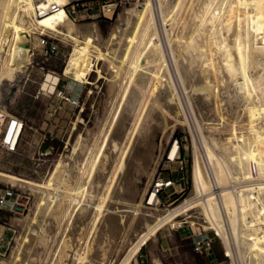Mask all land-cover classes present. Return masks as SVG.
I'll list each match as a JSON object with an SVG mask.
<instances>
[{
	"label": "rangeland",
	"instance_id": "rangeland-1",
	"mask_svg": "<svg viewBox=\"0 0 264 264\" xmlns=\"http://www.w3.org/2000/svg\"><path fill=\"white\" fill-rule=\"evenodd\" d=\"M85 1L95 9L79 13L77 16L68 15L69 19L74 26L85 27L95 33L101 46L115 24L124 27L126 10L144 2V0ZM150 1L158 39L165 46L167 35L173 37L177 34L179 24L171 25L169 22L164 28L162 15L157 6L158 0ZM31 40L32 51L29 62L21 70L14 71L11 77H0V138L10 118H16L22 123L13 149L8 150L0 143V171L40 183L55 172L53 178L58 188L51 190L55 196L57 195L53 205L55 212L53 210L54 213L51 211V214H48L47 211L43 220L40 215V221L38 220L40 223L35 224L36 227L38 226V233L33 234L31 240L34 245L31 243V247L27 250L30 256L26 257L27 261L25 260L23 264H119L130 243L136 240L138 232L144 228V223L140 222L142 216L152 219L155 214L172 208L192 196L193 166L197 152L204 161V149L201 143L203 136L207 137V141L217 153L220 152L211 139L212 136V138L217 137L218 140L226 133L225 128L219 120L217 121V117L215 118L216 115L218 116L216 104L213 103L214 99H211L206 100L202 105L200 94L190 91L194 107L193 111L190 110V105L186 101L187 95L175 80L176 99L181 101L176 113V108L169 107L174 104L164 98L169 99V96H165V92L169 94L168 88L158 87L150 91L148 82L141 89L133 83L132 87L135 89L133 86L135 85L136 91L138 89L141 92L137 91L140 93V96L138 95L140 103L134 106L136 109L130 107L131 105H125L118 119L119 122L117 121L118 125L121 122L123 135L121 138L114 137V140L120 143L115 150L108 149V158L104 163L106 168H98L87 190L75 196L81 201V210L80 208L73 210L70 197L73 188L84 181L83 163L90 160L89 157H92L101 143L127 76L123 70L115 75L116 72L111 70L107 59L94 60L93 62L96 63L92 67L93 70L86 76L89 83H79L73 80L71 74L64 72L73 49L72 41L60 35L38 33L33 34ZM50 45L55 46L52 51L49 49ZM260 59L263 61L262 57ZM97 65L103 77H99V73L95 71ZM170 65L169 63L168 73L173 79L174 72ZM259 67L261 65L252 71L256 72ZM170 68L172 71H169ZM48 73L57 76L52 89L49 87L52 83L46 77ZM112 80L116 81V89L112 86ZM189 80H193L192 77L186 79L187 83ZM208 101L212 105L210 103L208 105ZM224 106L227 107L225 114L228 117L237 107L226 104ZM135 121L138 122L137 124L140 123L141 127L134 133L123 168L117 172L118 176L115 175L117 178L114 177L116 181L113 182L114 185L112 183L113 189H110L108 204H105L104 210L98 215L95 205L106 193L103 182L110 180L109 177L114 174V165L119 159L121 149L129 140L132 132L130 130H133ZM145 122L149 124L145 125ZM150 124H152L151 128H148ZM146 129L150 131H144ZM175 142L178 145L177 153L174 157H170L169 152ZM58 162L60 167L56 166ZM159 180L164 183L171 181V183L162 186L157 193V201L149 202V195L154 191L155 183ZM6 185L16 188L21 196L14 211L7 209L0 211V264L9 263L11 253L14 251L13 247L18 241L17 237L21 235L22 229L28 228L30 217L36 210L40 195H43L42 191L45 190L40 185L0 175V188ZM139 199L145 207L134 208L133 203ZM189 206L192 207L174 217L168 225L194 224L195 228L190 227L193 234L213 238L212 243L219 244L223 249L218 235L204 222L201 205L192 202ZM71 210L75 211L71 213L72 215ZM156 240L157 238L152 241ZM191 250H195L194 245L188 244L184 250V257L199 264V260L191 254ZM76 253L82 258H78ZM223 256L228 264H232L230 258L226 257L227 254L224 255V251ZM134 264H139L138 255Z\"/></svg>",
	"mask_w": 264,
	"mask_h": 264
},
{
	"label": "bare ground",
	"instance_id": "bare-ground-1",
	"mask_svg": "<svg viewBox=\"0 0 264 264\" xmlns=\"http://www.w3.org/2000/svg\"><path fill=\"white\" fill-rule=\"evenodd\" d=\"M186 1L158 0L157 6L164 28L169 22L171 25L179 24L177 34L173 37L167 35L165 46L158 39L150 0L128 8L126 18H122L124 27L115 24L101 46L95 33L72 24L65 9L70 0H0V77H11L14 71L21 70L29 62L31 37L35 33L60 35L72 41L73 49L64 72L71 74L73 80L79 83H89L86 76L93 70L96 63L94 60L107 59L111 70L116 72L115 75L120 70L125 71L127 80L123 82L125 84L119 92L110 124L101 143L92 157H89L90 160L83 163L84 181L73 188L70 197L73 210H81V201L75 196L87 190L94 179V173L105 166L108 149L115 150L118 147L120 142L115 141L114 137L121 138L123 134L121 122L118 125L117 121L125 105H139L138 97L141 92L137 89L140 92L137 93V87L140 86L141 89L148 82L150 91L152 88H168L169 94L165 92V96H169V99L164 98L174 104L169 107L176 108V113L181 101L176 99L175 80L185 91L186 101L192 111L194 107L190 91L200 94L202 105L206 100L214 99L213 103L215 102L218 110L215 118L217 117L226 132L218 140L211 136L212 143L218 146L220 152L217 153L207 137L203 136L201 143L204 161L197 152L193 166L192 196L155 214L152 219L143 214L140 222L144 223V228L138 232L136 240L130 243L119 264H134L142 244L154 237L158 230L165 231L174 217L192 207L189 206L192 202L201 205L204 222L218 235L232 264H264V0ZM52 5L55 6L54 9H51ZM37 8L40 9L39 16ZM169 63L174 72L173 79L168 73ZM259 65L260 69L253 72ZM99 70L97 65L95 71L99 73V77H103ZM46 77L51 81L49 87L52 89L57 76L48 73ZM191 77L193 80L187 83L186 79ZM115 82L112 83L114 88ZM133 83L138 85H133L135 89L132 87ZM209 103L208 101V105ZM224 104L236 105L238 108L228 117ZM137 123L135 121L129 140L120 151L119 159L114 165V174L109 177L110 180L103 182L106 193L94 204L98 215L104 210L105 204H108L110 189H113V182L116 181L114 177L123 168L134 133L141 127ZM146 124L149 123L145 122ZM21 126V122H16L14 131H19ZM12 127L9 120L2 139L6 134L10 135ZM177 149L175 142L169 152L170 157H174ZM196 149L198 150L197 146ZM59 165L60 163L56 166ZM54 174L40 183L0 171L1 176L45 188L36 204L35 212L30 217L28 228L25 227L19 232L21 235L17 237L18 241L13 247L8 264H23L27 261L26 257L30 256L27 250L31 243L34 245L31 241L33 234L38 233V226L35 224L40 223V215L43 220L47 211L50 212L48 214L53 212L57 195L51 190L58 188L54 182ZM157 200V195L152 192L148 201ZM133 205L134 208L145 207L140 199ZM71 213L75 211L71 210ZM76 255L82 258L81 255Z\"/></svg>",
	"mask_w": 264,
	"mask_h": 264
},
{
	"label": "crops",
	"instance_id": "crops-1",
	"mask_svg": "<svg viewBox=\"0 0 264 264\" xmlns=\"http://www.w3.org/2000/svg\"><path fill=\"white\" fill-rule=\"evenodd\" d=\"M190 227L195 228L194 224H169L165 231L158 230L154 237L140 247L137 254L139 264H198L184 257L186 246L193 245V241L200 237L197 233L193 234ZM156 238V241H152ZM223 251L224 248L219 244L212 243L207 252L191 250V254L199 260V264H228Z\"/></svg>",
	"mask_w": 264,
	"mask_h": 264
},
{
	"label": "built area",
	"instance_id": "built-area-1",
	"mask_svg": "<svg viewBox=\"0 0 264 264\" xmlns=\"http://www.w3.org/2000/svg\"><path fill=\"white\" fill-rule=\"evenodd\" d=\"M54 8L55 6L52 5L51 9H54ZM65 9H66L67 15L77 16L79 13L87 12L88 10L95 9V7L91 5L89 2H86L85 0H73L65 6ZM37 11H38V14H40L39 8H37ZM54 48H55L54 45L49 46L50 51H52ZM16 122H19L16 118H10V126L13 125L10 135L7 136L6 134L4 138L2 139V135H3L2 134L0 138V143L4 145L8 150L13 149L15 142H16V138L18 135V131H14ZM170 183L171 181L164 183L162 180H159L158 182L155 183V188L153 192L157 195V193L162 189V186H167ZM20 196L21 195L17 192L16 188H14L11 185L10 186L6 185L0 188V211L3 209L14 211L18 207V199ZM212 242H213V238H210L207 236L198 237L196 240L193 241L194 249L198 252H207L210 249ZM224 255L226 256L225 253ZM226 257L228 258V256Z\"/></svg>",
	"mask_w": 264,
	"mask_h": 264
}]
</instances>
